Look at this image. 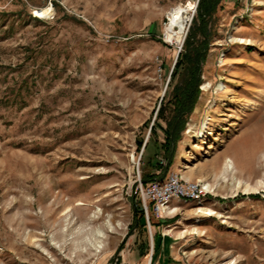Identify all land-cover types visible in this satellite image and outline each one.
<instances>
[{
	"label": "rangeland",
	"instance_id": "rangeland-1",
	"mask_svg": "<svg viewBox=\"0 0 264 264\" xmlns=\"http://www.w3.org/2000/svg\"><path fill=\"white\" fill-rule=\"evenodd\" d=\"M186 1L0 0V264H264V0L210 18L169 169L209 195L137 223L185 82L166 94L197 7L181 45L167 13Z\"/></svg>",
	"mask_w": 264,
	"mask_h": 264
},
{
	"label": "trees",
	"instance_id": "trees-1",
	"mask_svg": "<svg viewBox=\"0 0 264 264\" xmlns=\"http://www.w3.org/2000/svg\"><path fill=\"white\" fill-rule=\"evenodd\" d=\"M221 0H200L197 6V14L193 18L189 33L184 43V49L179 53L178 59L175 63L171 73L170 81L167 86L166 94L177 76H181L185 82L176 85L177 91L173 100H169L174 106L172 119L169 120L168 127H165V139L160 143L163 152V161H156L154 168L159 172L144 171L142 174V181L144 185H148L156 179H164L170 167L173 164V159L177 149V141L180 138L181 131L185 128L186 117L194 109V105L198 100L201 84V67L206 59L209 44L211 42L210 18L215 14ZM165 94V96H166ZM162 104L158 110V114L154 124L151 128L150 135L156 131L157 120L162 116L164 111ZM152 138L149 136L147 141L140 143V147H144L143 155L152 143ZM150 158H147V164H153ZM139 194V193H138ZM139 201L141 202L140 194ZM151 211V209H150ZM137 223L145 225L143 220L146 216L142 205L136 209ZM158 235L155 236V243L157 244Z\"/></svg>",
	"mask_w": 264,
	"mask_h": 264
},
{
	"label": "built area",
	"instance_id": "built-area-1",
	"mask_svg": "<svg viewBox=\"0 0 264 264\" xmlns=\"http://www.w3.org/2000/svg\"><path fill=\"white\" fill-rule=\"evenodd\" d=\"M196 1L198 4L200 0ZM209 188V185L201 181L184 179L178 172H171L164 179H156L148 185H144L139 176L138 185L141 205L148 222L150 209L157 215H163L174 208L173 201L189 203L201 200L209 195Z\"/></svg>",
	"mask_w": 264,
	"mask_h": 264
},
{
	"label": "bare ground",
	"instance_id": "bare-ground-1",
	"mask_svg": "<svg viewBox=\"0 0 264 264\" xmlns=\"http://www.w3.org/2000/svg\"><path fill=\"white\" fill-rule=\"evenodd\" d=\"M194 1L196 0H188L183 4L174 6L168 11L167 13L168 21L164 28L166 41L173 42L179 45L182 44L184 37H185L188 23L191 20L193 12L196 10V7H197L196 6L197 2H194ZM52 10L53 8L51 6H48L42 9H38L35 12H36V15L46 16L52 13ZM207 126H208V122H205L201 129L202 136L206 132ZM229 169H231V164L228 162L223 171L225 172L226 170H229ZM204 214L212 215L213 213L209 211H204ZM100 237L97 236V238H100ZM93 243L94 242H92V244Z\"/></svg>",
	"mask_w": 264,
	"mask_h": 264
},
{
	"label": "crops",
	"instance_id": "crops-1",
	"mask_svg": "<svg viewBox=\"0 0 264 264\" xmlns=\"http://www.w3.org/2000/svg\"><path fill=\"white\" fill-rule=\"evenodd\" d=\"M171 172H173V170H170V171L168 172V174L171 173ZM174 172H175V171H174ZM168 174H167V175H168ZM180 174L182 175V177H183L184 179H188V180H190V179L193 180V179H194V177H191V176H188V177H187V176L183 175L182 173H180ZM175 205H178V204H177V203L173 204V206H175Z\"/></svg>",
	"mask_w": 264,
	"mask_h": 264
},
{
	"label": "water",
	"instance_id": "water-1",
	"mask_svg": "<svg viewBox=\"0 0 264 264\" xmlns=\"http://www.w3.org/2000/svg\"><path fill=\"white\" fill-rule=\"evenodd\" d=\"M180 51H181V50H179V52H178L177 56L179 55Z\"/></svg>",
	"mask_w": 264,
	"mask_h": 264
}]
</instances>
